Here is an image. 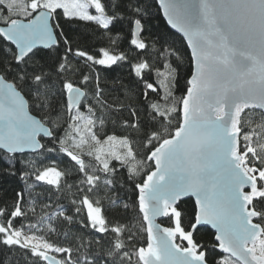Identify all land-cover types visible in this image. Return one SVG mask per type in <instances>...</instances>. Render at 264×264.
I'll list each match as a JSON object with an SVG mask.
<instances>
[{
    "label": "snow or ice",
    "instance_id": "1",
    "mask_svg": "<svg viewBox=\"0 0 264 264\" xmlns=\"http://www.w3.org/2000/svg\"><path fill=\"white\" fill-rule=\"evenodd\" d=\"M159 6L191 50L180 96L148 0H0V159L23 184L0 248L26 264H264V0Z\"/></svg>",
    "mask_w": 264,
    "mask_h": 264
},
{
    "label": "trees",
    "instance_id": "2",
    "mask_svg": "<svg viewBox=\"0 0 264 264\" xmlns=\"http://www.w3.org/2000/svg\"><path fill=\"white\" fill-rule=\"evenodd\" d=\"M148 3L151 5L150 17L151 22L149 24V29L153 35L157 37H163L164 40L171 45L172 47L179 50L181 55L185 57V63L180 68V83L177 88L176 95L180 96L183 94V86L184 79L188 67L187 61L190 59V50L187 46L184 38L175 30H173L165 18L162 15L161 9L156 0H148ZM68 29H71L69 35H71L74 39L78 40L80 44L84 47L90 48L95 51L97 48L105 46L106 42L102 41L100 37L92 35L91 29L85 28L82 24L73 23L66 26ZM110 79H124L127 81V69L126 68H114L112 71L106 74ZM173 128L175 125L172 126ZM142 151V150H141ZM18 160H24L28 158V154H17ZM60 159V157H57ZM62 166V165H61ZM8 167V164L5 160L0 159V206L8 204L11 205L13 198L15 196L16 191H19L23 184L19 181L18 175L11 176L9 175L5 169ZM17 167H21L18 163ZM124 174L121 173V176ZM69 182H72L71 178H69ZM127 190L121 191V196H130L131 188L130 185L126 186ZM192 206V201L188 200L183 207L185 209H190ZM111 214V213H109ZM209 232H214L209 227L201 226L200 234L198 235V239L201 240H209ZM55 239V237H53ZM35 259V258H33ZM0 264H26L25 259L21 256L19 251L13 250L12 252H8L2 248H0Z\"/></svg>",
    "mask_w": 264,
    "mask_h": 264
},
{
    "label": "water",
    "instance_id": "3",
    "mask_svg": "<svg viewBox=\"0 0 264 264\" xmlns=\"http://www.w3.org/2000/svg\"><path fill=\"white\" fill-rule=\"evenodd\" d=\"M157 1V3H158V5H159V0H156ZM160 7V6H159ZM161 9V12H162V15H163V17L165 18V20H166V22H167V18L164 16V14H163V10H162V8H160ZM169 25V24H168ZM170 26V25H169ZM171 27V26H170ZM173 30H175L176 32H178L183 38H184V40L186 41V43H187V39L183 36V33H180L179 31H177L176 29H173ZM190 50V49H189ZM190 52H191V50H190ZM203 226H205V227H209L210 229H211V226L210 225H203ZM213 231H215L214 229H212Z\"/></svg>",
    "mask_w": 264,
    "mask_h": 264
}]
</instances>
